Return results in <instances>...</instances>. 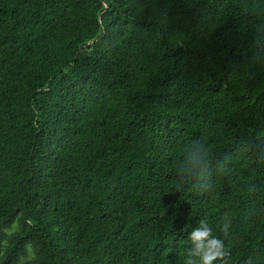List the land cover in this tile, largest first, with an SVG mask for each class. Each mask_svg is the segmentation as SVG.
<instances>
[{
  "label": "trees",
  "instance_id": "obj_1",
  "mask_svg": "<svg viewBox=\"0 0 264 264\" xmlns=\"http://www.w3.org/2000/svg\"><path fill=\"white\" fill-rule=\"evenodd\" d=\"M206 255L264 264V0H0V264Z\"/></svg>",
  "mask_w": 264,
  "mask_h": 264
},
{
  "label": "clouds",
  "instance_id": "obj_2",
  "mask_svg": "<svg viewBox=\"0 0 264 264\" xmlns=\"http://www.w3.org/2000/svg\"><path fill=\"white\" fill-rule=\"evenodd\" d=\"M208 236L207 232H198L194 234V238L197 240H204ZM215 258V255H206L204 264H211V261Z\"/></svg>",
  "mask_w": 264,
  "mask_h": 264
}]
</instances>
